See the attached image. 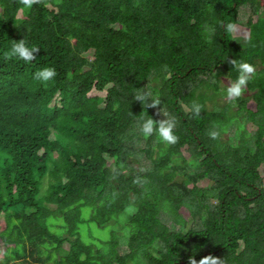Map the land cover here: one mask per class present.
<instances>
[{"label":"trees","instance_id":"obj_1","mask_svg":"<svg viewBox=\"0 0 264 264\" xmlns=\"http://www.w3.org/2000/svg\"><path fill=\"white\" fill-rule=\"evenodd\" d=\"M21 39L34 61L6 58ZM232 60L256 69L233 107ZM262 169V0H0V264H264Z\"/></svg>","mask_w":264,"mask_h":264},{"label":"clouds","instance_id":"obj_2","mask_svg":"<svg viewBox=\"0 0 264 264\" xmlns=\"http://www.w3.org/2000/svg\"><path fill=\"white\" fill-rule=\"evenodd\" d=\"M41 0H20V4L24 9H31L34 4L40 3ZM235 25L228 23L226 25V31L232 32ZM40 49L35 46H28L24 39L16 41L13 43L11 51L7 54V59H11L16 56L25 62L34 61L36 59L35 54L38 53ZM238 71V77L234 82H231L226 90V98L228 100H235L243 95L246 90L247 84L250 79L255 75L256 69L254 65L248 62H239L235 60L230 61ZM56 76V71L52 67H46L35 74V79L42 82H48ZM136 100L142 102L145 108L156 109L160 101L158 98H154L150 91L141 92L136 96ZM150 101V102H149ZM192 111L194 115H199L201 111V105L194 103L192 106ZM158 114V113H157ZM176 127V118L170 117L168 119L154 120L151 117L147 118L142 125L141 131L145 136H150L153 132H157L158 135L164 142L168 144H174L177 142L178 137L174 134V129ZM212 139H216L218 133L211 132L209 134ZM188 264H219V258L212 255H206L199 260L194 257H190Z\"/></svg>","mask_w":264,"mask_h":264},{"label":"rangeland","instance_id":"obj_3","mask_svg":"<svg viewBox=\"0 0 264 264\" xmlns=\"http://www.w3.org/2000/svg\"><path fill=\"white\" fill-rule=\"evenodd\" d=\"M262 3H264V0H262ZM249 12V10L247 8L245 9H242L241 12H240V15L239 17L241 19H245L247 17V13ZM241 31V27H236L233 31V33L235 35H239ZM241 48V47H239ZM160 83V81H159ZM221 84H228L227 81H225L224 79H221ZM218 102H220L221 104H227L229 103L230 105H232V107L234 106V102L233 100H228L226 97H223V98H218ZM208 104V103H207ZM229 133V132H228ZM230 134V133H229ZM182 156L187 159L189 158V153L187 152V150L185 148L182 149ZM261 172V175L264 174V171L263 169L260 171ZM210 185L209 182L207 181H202L198 184L199 187H208ZM46 186V181L44 182L43 184V187ZM183 216H186V213L183 212L182 214ZM2 226V223L0 221V228ZM110 227L108 226L107 228H99L97 227L96 225H90L89 229L85 228V231H81V236H82V239L86 242L88 241H91L92 239H108L110 237ZM2 250V248L0 249ZM63 250H68V245L64 244L63 245ZM120 252H127L126 248L125 247H122L119 249ZM1 254H0V258H1Z\"/></svg>","mask_w":264,"mask_h":264}]
</instances>
